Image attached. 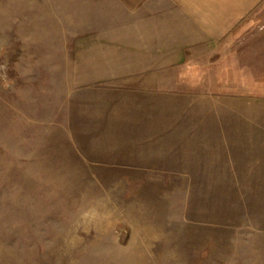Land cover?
I'll return each instance as SVG.
<instances>
[{
    "label": "rangeland",
    "instance_id": "obj_1",
    "mask_svg": "<svg viewBox=\"0 0 264 264\" xmlns=\"http://www.w3.org/2000/svg\"><path fill=\"white\" fill-rule=\"evenodd\" d=\"M129 1L0 0V264H264V19Z\"/></svg>",
    "mask_w": 264,
    "mask_h": 264
},
{
    "label": "crops",
    "instance_id": "obj_2",
    "mask_svg": "<svg viewBox=\"0 0 264 264\" xmlns=\"http://www.w3.org/2000/svg\"><path fill=\"white\" fill-rule=\"evenodd\" d=\"M262 2H264V0H248V1H238L239 4H242L241 7L239 9H228L225 13H226V17L222 18L221 20L223 21V25L221 26V29L223 30L219 35L213 34V33H208L206 36H204L201 40L206 41V42H214L216 41H223L226 40L227 38H229V36L233 35V33L235 31H237L238 29H256L261 23V21H259L260 19H264V13H262L261 16V9H257V7H259ZM123 9H128L129 11L133 10L131 7H137L135 6L133 3H130L129 0H122ZM132 4V5H130ZM131 7H130V6ZM131 8V9H130ZM141 9H146L145 6H141ZM224 9V8H223ZM198 10V9H197ZM199 11V10H198ZM146 13H149V9H147ZM209 13H210V9H209ZM255 15V16H254ZM256 15H258V17H256ZM149 15L145 16V18H148ZM208 17V14L206 13V18ZM249 19V20H248ZM251 19V20H250ZM206 22L208 23V21L206 20ZM148 24L147 26H149L150 23H145ZM145 27V25H144ZM134 28V24L133 23H129V29H133ZM144 29H147V27H145ZM162 29H164L162 27ZM243 39V42H241L243 44L244 49L246 50H242L241 52V56H243L242 58L244 59V61L246 62H259L264 60V52H262V48H261V52L257 53L256 55H253L252 53H250L249 51V47H251L252 45H256L257 40L256 39H251V38H238V40ZM142 52L145 53V51L142 49ZM148 53V52H147ZM149 55V54H148ZM262 57V59L259 57ZM257 67V65L255 66ZM163 70L160 69H151L149 72H152V74L154 76L159 75V72H162ZM142 72H147V71H142ZM126 77L128 80L131 79V77L133 78V73H130L129 71H126L124 73H110L109 76L106 77H110L111 80L110 81H104L105 83V88H108L110 92H116L117 90L119 91L120 94L123 93H129L131 94L132 91L134 90V87H136L135 84H137L136 82L129 80V81H125V82H118V85L116 84V78L119 77ZM144 74V73H142ZM98 84H103V82H97ZM96 83V84H97ZM148 84V83H139V88L142 87V85ZM160 85H157L156 87H159ZM155 88V87H154ZM194 90V89H193ZM219 90V89H218ZM218 90L216 91L215 89H211L210 93H212L213 95H217L218 94ZM195 92H197V90H195ZM230 91H225V93L229 94ZM262 90L256 91V90H252L250 91V93L248 94H255V93H261ZM223 91L222 93H220L221 95L225 94ZM225 94V95H227ZM246 98V97H245ZM248 100L252 99V98H246ZM258 99H254V101H257ZM129 102H130V98H129ZM129 114L131 115V107H129ZM137 122V121H136ZM139 123V121H138ZM140 124V123H139ZM131 125H135V123L133 122V119H131L129 117V126ZM133 130H130V132ZM255 137V136H254ZM257 138V137H255ZM248 139L250 142H253V146L252 147H257L258 149L261 148V142L264 141L262 139ZM133 136L129 137V142H134L133 140ZM129 149L130 151H134V143H130L129 144ZM129 165H134V164H130Z\"/></svg>",
    "mask_w": 264,
    "mask_h": 264
},
{
    "label": "trees",
    "instance_id": "obj_3",
    "mask_svg": "<svg viewBox=\"0 0 264 264\" xmlns=\"http://www.w3.org/2000/svg\"><path fill=\"white\" fill-rule=\"evenodd\" d=\"M241 97H247V98H252V99H260L261 98V97L255 95V94H247V95L241 96Z\"/></svg>",
    "mask_w": 264,
    "mask_h": 264
}]
</instances>
